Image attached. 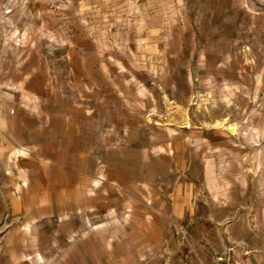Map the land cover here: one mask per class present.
I'll return each mask as SVG.
<instances>
[{
	"label": "crops",
	"instance_id": "1",
	"mask_svg": "<svg viewBox=\"0 0 264 264\" xmlns=\"http://www.w3.org/2000/svg\"><path fill=\"white\" fill-rule=\"evenodd\" d=\"M183 1L0 2V137L21 199L9 263L45 261V245L62 244L53 264H99L128 224L189 208L153 192L182 169L184 131L143 113L175 87L182 61L206 63L209 41L179 23ZM262 249L244 263L260 264Z\"/></svg>",
	"mask_w": 264,
	"mask_h": 264
},
{
	"label": "rangeland",
	"instance_id": "2",
	"mask_svg": "<svg viewBox=\"0 0 264 264\" xmlns=\"http://www.w3.org/2000/svg\"><path fill=\"white\" fill-rule=\"evenodd\" d=\"M42 1L53 8L74 0ZM177 8L179 23L209 41L207 64L197 55L182 61L175 87L143 113L154 127L184 131L182 169L157 175L153 192L188 197L189 208L128 224L122 245L99 264H246L264 242V0H184ZM11 161L0 137V264H11L3 251L21 205ZM67 246L45 245L48 259L31 264H53Z\"/></svg>",
	"mask_w": 264,
	"mask_h": 264
},
{
	"label": "built area",
	"instance_id": "3",
	"mask_svg": "<svg viewBox=\"0 0 264 264\" xmlns=\"http://www.w3.org/2000/svg\"><path fill=\"white\" fill-rule=\"evenodd\" d=\"M260 254H261L262 259H263V261L260 264H264V249L261 250Z\"/></svg>",
	"mask_w": 264,
	"mask_h": 264
}]
</instances>
